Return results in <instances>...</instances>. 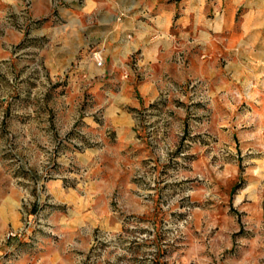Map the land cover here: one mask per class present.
Masks as SVG:
<instances>
[{"label":"rangeland","instance_id":"obj_1","mask_svg":"<svg viewBox=\"0 0 264 264\" xmlns=\"http://www.w3.org/2000/svg\"><path fill=\"white\" fill-rule=\"evenodd\" d=\"M232 1L173 0L146 71L85 0H0V264H264V27Z\"/></svg>","mask_w":264,"mask_h":264},{"label":"crops","instance_id":"obj_2","mask_svg":"<svg viewBox=\"0 0 264 264\" xmlns=\"http://www.w3.org/2000/svg\"><path fill=\"white\" fill-rule=\"evenodd\" d=\"M73 2V0H70ZM84 0H74L79 2ZM88 7L84 11L88 17L94 16L97 22L91 28L98 29L101 34L93 41L108 54L115 49L119 56L142 48L146 41L145 69L152 70L156 59L163 55H172L177 48L178 40L171 32L178 6L173 0H85ZM207 0H186L184 8L201 13L206 8ZM233 7L252 9L251 24L262 31L264 27V0H233ZM67 9V7H65ZM91 15V16H90ZM89 30L88 28H85ZM84 30V28H82ZM88 32V31H87ZM139 33L137 35L136 33ZM84 33V32H83ZM86 33V32H85ZM135 36V41L129 39ZM250 51L247 62L241 61L240 66L248 65L250 71L256 69L264 60V50ZM262 49V48H261ZM247 57V55H246ZM150 67V68H149Z\"/></svg>","mask_w":264,"mask_h":264},{"label":"built area","instance_id":"obj_3","mask_svg":"<svg viewBox=\"0 0 264 264\" xmlns=\"http://www.w3.org/2000/svg\"><path fill=\"white\" fill-rule=\"evenodd\" d=\"M93 58H94L93 60H94V62H95V64L97 66H99V67H102L103 66V64H104V57H103V55H102L101 52L95 53Z\"/></svg>","mask_w":264,"mask_h":264}]
</instances>
